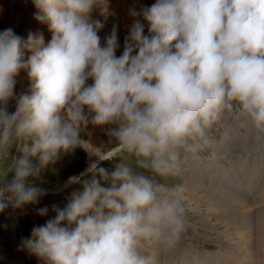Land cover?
Here are the masks:
<instances>
[{
    "label": "clouds",
    "instance_id": "clouds-1",
    "mask_svg": "<svg viewBox=\"0 0 264 264\" xmlns=\"http://www.w3.org/2000/svg\"><path fill=\"white\" fill-rule=\"evenodd\" d=\"M32 2L50 42L0 32V164L12 157L0 172V212L36 204L47 194L41 174L81 147L89 125L106 129L103 149L115 151L68 178L80 190L24 248L43 264H155L189 227L185 186L169 181L189 161L214 162V134L232 118L264 135V0L130 9L119 56L116 26L102 44L104 24L92 18L101 0ZM21 70L30 93L16 97ZM114 160L111 172L101 166Z\"/></svg>",
    "mask_w": 264,
    "mask_h": 264
},
{
    "label": "rangeland",
    "instance_id": "rangeland-1",
    "mask_svg": "<svg viewBox=\"0 0 264 264\" xmlns=\"http://www.w3.org/2000/svg\"><path fill=\"white\" fill-rule=\"evenodd\" d=\"M147 3L144 6L138 1L136 10L150 7L155 0ZM30 13L37 14L32 0H0V32L11 28L25 41L29 33L43 34L47 44L51 40L48 26L37 23L31 28ZM92 18L104 24L98 33L102 44L116 26L119 43L116 55H121L133 19L126 22L121 9L94 14ZM28 55L25 54V59ZM15 79L16 97L29 94L27 71L21 70ZM15 107L16 100H12L9 111L14 112ZM214 135L215 161L199 164L189 161L182 176L169 181L185 186L189 227L175 251L157 254L155 264H264V135H257L250 125L242 126L238 117L228 120ZM81 139V147L63 156L36 181L46 195L36 204L21 208L9 205L0 212V264H43L24 248L23 241L31 238L34 227L54 219V209H63L72 192L80 190V185L65 187L70 176L79 175L91 162L115 151L103 149L109 141L106 129L89 125L81 133ZM16 154L13 150V155ZM11 159L0 164V172ZM116 163L119 161H103L101 166L111 172ZM11 178L9 173L8 179ZM42 208L48 209L46 215L39 214Z\"/></svg>",
    "mask_w": 264,
    "mask_h": 264
},
{
    "label": "bare ground",
    "instance_id": "bare-ground-1",
    "mask_svg": "<svg viewBox=\"0 0 264 264\" xmlns=\"http://www.w3.org/2000/svg\"><path fill=\"white\" fill-rule=\"evenodd\" d=\"M138 1L144 6H146L148 4L147 0H101V4L99 6H97L96 8H94V10L92 12V16H94V14H100L103 12L107 13V12H112V11H118L121 9L123 19L127 22L130 19H133V17L130 16L129 12H130V9H133V8L136 9V7L138 5L137 4ZM35 14L30 13L28 15V21L30 22L31 28L33 27V25H35L37 23H39V25L42 24L35 19V16H36ZM109 14H111V13H109ZM42 25H46V24H42Z\"/></svg>",
    "mask_w": 264,
    "mask_h": 264
}]
</instances>
